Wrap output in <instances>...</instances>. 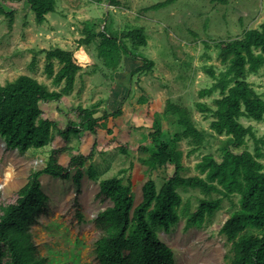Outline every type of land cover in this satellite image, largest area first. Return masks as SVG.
Returning a JSON list of instances; mask_svg holds the SVG:
<instances>
[{"label":"rangeland","instance_id":"obj_1","mask_svg":"<svg viewBox=\"0 0 264 264\" xmlns=\"http://www.w3.org/2000/svg\"><path fill=\"white\" fill-rule=\"evenodd\" d=\"M0 9L7 12H0V85L26 75L50 91H59L62 85H54L45 73L42 53L56 47L71 50L82 67L69 95L60 102L41 104L44 116L58 125L45 148L20 153L8 149L0 137V204L14 203L30 172L45 167L53 150L68 148L58 154L59 161L69 166L72 176L78 168L85 172L81 186L78 189L72 177L41 176L48 200L31 225L33 241L44 264H99L94 247L101 231L95 220L112 206L108 198L99 194L100 181L125 169L120 176L131 181L135 206L141 202L142 188L149 179L160 187L172 168L149 170L139 159L143 155L139 147L149 142L143 133L154 129L158 115L163 116L162 126L168 127L176 105L189 107L196 125L211 132L212 118L205 117L195 106L199 101L213 104L219 96L218 91L212 96H199L201 90L214 83L207 69L213 67L218 72L223 68L218 56L222 42L259 28L264 20V0H57V12L47 14L43 22L29 9L28 0H0ZM8 12L14 13L13 19ZM96 20H104L102 27L106 24L109 32L119 34L144 29L146 45L143 42L142 47H136L133 39L127 40L131 54L124 57L116 73L105 66L97 42H82L86 36L84 23ZM142 59L153 61L154 66L135 73ZM248 80L264 99V66ZM81 109H95V118H101L104 112L111 116L99 121L95 134L72 135L66 142L57 131L79 121ZM241 122L252 126L258 138H264V122L246 118ZM223 140L224 137L211 138L207 148L184 156L187 170L183 175H199L196 164L204 155H217ZM260 146L264 152V145ZM245 148L254 152V140L248 138ZM181 149L186 155L190 147L183 141ZM79 153L84 155V164H70L72 154ZM89 156L92 159L86 158ZM261 161L264 163V157ZM90 166L94 168V178L87 172ZM180 192L191 211L205 197L199 190ZM238 199V195L225 199L200 227L187 230L184 215L170 231L157 230L161 241L173 250L176 264H227L230 246L219 231L239 207ZM78 206L83 221L77 217Z\"/></svg>","mask_w":264,"mask_h":264},{"label":"trees","instance_id":"obj_2","mask_svg":"<svg viewBox=\"0 0 264 264\" xmlns=\"http://www.w3.org/2000/svg\"><path fill=\"white\" fill-rule=\"evenodd\" d=\"M28 3L39 22L57 8V0H28ZM0 12L7 13L4 9ZM8 15L13 19V12ZM103 21L84 23L86 36L82 42L87 45L97 42L105 66L116 73L124 57L131 54L127 40L133 39L131 42L136 47H142L143 42L146 45L144 29L119 34L109 32L106 24L102 27ZM219 49L223 68L218 72L208 68L214 83L199 92L200 98L217 91L219 96L213 99V104L199 101L195 105L205 117L212 118L211 132L196 125L189 107L176 105L168 127L162 126L163 116L158 115L154 129L143 133L149 142L139 147L143 154L139 159L149 170L172 168L165 182L159 187L155 180L149 179L142 188L141 202L135 206L132 183L120 176L125 169L100 181L99 194L108 198L112 206L101 211L95 220L101 231L94 247L99 264H176L173 250L161 241L157 230L170 231L184 215L187 230L200 227L222 207L225 199L234 195L239 196V207L219 231L230 246L227 264H264V163L261 161L264 152L260 146L264 145V138H258L252 126L241 122L242 118L264 122V99L248 80L264 66V20L259 28L247 30L243 37L222 42ZM42 53L45 73L54 85H62L59 91H50L26 75L0 85V137L8 149L20 153L43 149L52 141L58 125L44 116L41 104L62 101L74 90L81 70L72 51L56 47ZM153 66V61L142 59L134 72L152 70ZM97 113L95 109L82 110L80 120L72 121L65 129L59 128L58 135L69 142L72 135L95 134L99 121L111 116L104 112L101 118H95ZM100 125L106 126L102 122ZM214 137H224L219 153L202 157L195 167L199 175H183L187 170L184 156L190 157L207 148ZM248 138L255 142L254 152L245 148ZM183 141L190 147L186 155L181 149ZM67 151L68 148L53 150L45 167L30 172L16 201L0 204V264H44L31 232V225L36 223L48 200L42 190L41 176L72 177L79 189L85 175L78 168L72 176L69 166L59 161L58 154ZM83 160L84 155L72 154L70 164L83 165ZM87 172L91 178L95 177L93 166ZM189 189L199 190L205 196L194 211L183 203L180 192ZM77 217L84 220L80 206Z\"/></svg>","mask_w":264,"mask_h":264},{"label":"crops","instance_id":"obj_3","mask_svg":"<svg viewBox=\"0 0 264 264\" xmlns=\"http://www.w3.org/2000/svg\"><path fill=\"white\" fill-rule=\"evenodd\" d=\"M56 12H57V8H56ZM56 12H55V13H56ZM47 17H48V16H46V19H47ZM45 21H46V20H45ZM45 21H44V22H45ZM46 23H47V22H46ZM51 32L53 33V31H51ZM52 37H53V36H52ZM62 48H63V47H62ZM64 49H66V48H64ZM66 50H68V49H66ZM70 51H71V50H70ZM81 69H82V67H81Z\"/></svg>","mask_w":264,"mask_h":264}]
</instances>
